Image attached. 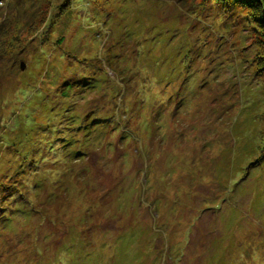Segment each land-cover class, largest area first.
I'll list each match as a JSON object with an SVG mask.
<instances>
[{"label": "rangeland", "instance_id": "rangeland-1", "mask_svg": "<svg viewBox=\"0 0 264 264\" xmlns=\"http://www.w3.org/2000/svg\"><path fill=\"white\" fill-rule=\"evenodd\" d=\"M202 3L0 0V264H264V30Z\"/></svg>", "mask_w": 264, "mask_h": 264}, {"label": "trees", "instance_id": "trees-1", "mask_svg": "<svg viewBox=\"0 0 264 264\" xmlns=\"http://www.w3.org/2000/svg\"><path fill=\"white\" fill-rule=\"evenodd\" d=\"M204 5H209L217 8L219 12L223 13L226 11L227 15H234L235 7H242L243 9H249L251 13L254 15V22L257 27L261 30H264V0H202ZM202 3V4H203ZM252 14L251 18H252ZM264 43V37L262 38ZM256 72L261 73L264 72V58L259 60V63L256 65Z\"/></svg>", "mask_w": 264, "mask_h": 264}]
</instances>
